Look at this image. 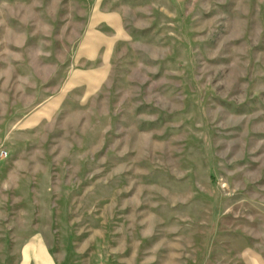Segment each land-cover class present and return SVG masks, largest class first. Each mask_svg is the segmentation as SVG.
I'll return each mask as SVG.
<instances>
[{
  "label": "rangeland",
  "instance_id": "1",
  "mask_svg": "<svg viewBox=\"0 0 264 264\" xmlns=\"http://www.w3.org/2000/svg\"><path fill=\"white\" fill-rule=\"evenodd\" d=\"M0 151V264H264V0H0Z\"/></svg>",
  "mask_w": 264,
  "mask_h": 264
},
{
  "label": "crops",
  "instance_id": "2",
  "mask_svg": "<svg viewBox=\"0 0 264 264\" xmlns=\"http://www.w3.org/2000/svg\"><path fill=\"white\" fill-rule=\"evenodd\" d=\"M105 43H107V40H103L99 34L87 33L82 41V47L77 60L83 63L94 60L98 55V50L104 47L103 45ZM74 77L76 78L73 82H75L77 86H82V88L85 87L88 89V92H93L96 87L98 88L100 85L99 70H81ZM42 109L44 110L40 111L47 112L51 109V106L48 103L44 105ZM41 254H43L42 247L38 241L29 243L24 247V259L21 264H48L46 257H43Z\"/></svg>",
  "mask_w": 264,
  "mask_h": 264
},
{
  "label": "built area",
  "instance_id": "3",
  "mask_svg": "<svg viewBox=\"0 0 264 264\" xmlns=\"http://www.w3.org/2000/svg\"><path fill=\"white\" fill-rule=\"evenodd\" d=\"M0 157L5 158L6 157V152L5 151H0Z\"/></svg>",
  "mask_w": 264,
  "mask_h": 264
}]
</instances>
